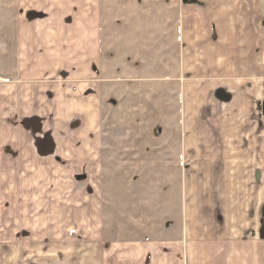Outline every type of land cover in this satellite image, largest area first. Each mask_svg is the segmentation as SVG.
<instances>
[{"label":"crops","instance_id":"1","mask_svg":"<svg viewBox=\"0 0 264 264\" xmlns=\"http://www.w3.org/2000/svg\"><path fill=\"white\" fill-rule=\"evenodd\" d=\"M88 1L0 0V122L24 133L0 135L6 264H184L263 238L264 0L68 21Z\"/></svg>","mask_w":264,"mask_h":264},{"label":"rangeland","instance_id":"2","mask_svg":"<svg viewBox=\"0 0 264 264\" xmlns=\"http://www.w3.org/2000/svg\"><path fill=\"white\" fill-rule=\"evenodd\" d=\"M158 1L160 3L159 4L160 6L162 5L163 7L173 6L175 8H182L183 6H198L199 4L203 2V0H158ZM143 2L146 3L147 0H143ZM86 4L89 7L93 5L97 6L98 4H100V9L99 11L94 10L93 14L89 12L86 15L84 14L80 16H77L76 14L70 15L68 17V21L72 22L74 21V19L75 20L77 19V21L85 22L87 17H89V21L92 19L97 22H101V21L103 22L102 0H95V2L93 3H92V0H89L88 2H86ZM245 4H247V2H245ZM113 5L117 6L118 0H114V2H112V6ZM97 17H98V20H96ZM63 21L65 22L66 18H64ZM5 51H6L5 47L4 48L0 47V87H5L7 84V62L5 58V55H6ZM159 66L161 67L160 63H159ZM3 113L6 119H10L9 118L10 116H8V113L6 111H4ZM14 124L15 122H0V130H1L0 135H2L4 139H6L9 134L14 135L15 138H18L24 134L19 129H17L16 126L14 127L13 126ZM19 124H20L19 122L16 123V125H19ZM7 127L9 128V130L7 129ZM1 160H5V159H1ZM112 177H115L116 181L119 178V176L117 175L111 176V178ZM108 192L111 196V200L107 201L108 202L107 204H110V208H111L110 213L112 214V219L117 221V218H119V215H118L119 214L118 213V183L116 182V184L111 185V187L109 185L108 190H105L104 193H108ZM3 206L4 207H2V203H1L0 204V214H3L1 209L3 210L6 209L5 202ZM113 224L114 225H112L113 226L112 233H110L111 238H114V236L118 233V230L122 229L118 227V223H113ZM263 224L264 223L261 221L260 225L262 226ZM155 225L157 226L158 231H160L161 229L158 227V225H161V224H155ZM143 230H144L143 227H138L134 229L133 224L128 225L127 227V232L134 231L133 233L139 234V232L141 233V231ZM147 233H144V236ZM262 235H264V233ZM146 239H150V238H146ZM2 241H5V240H2ZM236 244H237L236 249L228 248L227 250L223 251L222 249L218 250L216 247V244H199L198 245L196 243L195 244L192 243L190 250H188L186 254L183 255L185 259L184 264H264V237L260 238L259 233H257V235L252 239L238 240L236 241ZM226 251H229V252H226ZM0 264H6L5 254H0Z\"/></svg>","mask_w":264,"mask_h":264}]
</instances>
